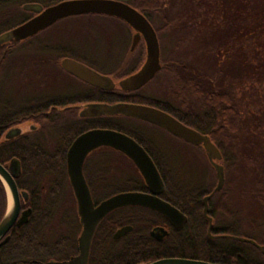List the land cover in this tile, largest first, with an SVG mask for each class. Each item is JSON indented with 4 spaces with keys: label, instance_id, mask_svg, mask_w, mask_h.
Returning <instances> with one entry per match:
<instances>
[{
    "label": "flooded vegetation",
    "instance_id": "af4514ba",
    "mask_svg": "<svg viewBox=\"0 0 264 264\" xmlns=\"http://www.w3.org/2000/svg\"><path fill=\"white\" fill-rule=\"evenodd\" d=\"M60 1L63 0H0V152L5 150L12 152L5 160H0V163L16 180L22 201L20 213L31 208V216L33 214V208L29 202L32 190L31 170L42 167L62 169V175L55 176L54 180L48 179V177L52 178V174L46 175L41 180L40 194L37 196L40 199L56 198L71 201L70 209L59 212V214H62V217L72 216L74 224L72 226L58 225L55 228H21L23 225L18 226L15 223L0 237V264L64 262L102 264L105 258L100 255L94 256V248L107 250L113 245L121 250L135 248L139 251L142 249L141 240L145 237V233L156 242H163L167 238L175 239L179 234L185 236L197 247L199 246L197 245L198 235L218 244L224 239L243 242L231 238L229 235L233 234L222 231V228H216L218 221L210 209L209 215L213 217L212 228H209V220L204 215V211L203 215L208 223L206 228H185L190 221V216L179 207L186 216L182 228L175 227L166 216L147 207L144 208L149 209L151 214L156 213L157 215L154 214L156 223L145 233L144 228H134L131 224H124L117 228H99L112 212L132 207L125 206L115 209L101 220L91 240L88 260L86 263L83 262L80 245L84 228L79 214L78 199L68 171L69 151L81 135L94 129H112L135 140L155 162L164 181V188L157 193V196L168 202L170 200L165 197L167 183L160 167L178 170L194 168L206 163L208 155L202 143L184 139L156 123L126 114L101 112L99 107L94 106L118 103L148 105L163 110L196 129L164 108V97L144 92L146 86L158 82L159 72L139 89L125 90L121 87V80L141 69L147 56L144 38L141 37L134 45L136 30L124 19L103 13H86L114 18L127 27L130 33L127 50L130 53L129 62L133 66L129 72L124 74L120 73L119 69H111L110 62L102 57L100 49L92 48L88 51H81L80 42L72 38H64L63 34L49 31L70 16L61 18L34 34L17 36L14 33L17 27ZM67 59L83 63L103 76L109 77L114 85L108 81L102 85H95L82 79L64 66V61ZM117 62L121 63L122 59H118ZM114 67L116 68L117 65ZM124 97L134 100H124ZM112 122L122 125L121 127L127 130L112 127ZM32 153L36 156L33 157ZM13 163L18 166L17 175L14 169H11ZM209 164L216 175L213 166ZM24 166L28 168L27 173L24 172ZM129 167L136 168L140 173L131 157L110 145H100L86 155L83 162V174L95 205L113 195L125 192L119 190V187L126 181ZM140 175L145 189L131 191L151 192L141 173ZM0 182L7 193L1 177ZM203 183L200 181L194 184L202 187L205 186ZM215 187L216 185L204 198ZM150 217L151 215H148V218ZM126 225L132 228L124 235L115 237L116 232ZM155 227H164L167 231L162 239H158L153 234ZM253 246L261 250L258 246Z\"/></svg>",
    "mask_w": 264,
    "mask_h": 264
},
{
    "label": "trees",
    "instance_id": "16d2710c",
    "mask_svg": "<svg viewBox=\"0 0 264 264\" xmlns=\"http://www.w3.org/2000/svg\"><path fill=\"white\" fill-rule=\"evenodd\" d=\"M121 1L144 13L156 28L160 40L171 32L174 49L179 50L192 42L191 45L200 51L194 63L182 60L180 54L170 55L165 60L162 54V67L157 77L159 83L165 86L163 107L208 134L222 151L225 185L209 200L210 212L218 221L216 228L254 239L264 247V0ZM124 100L134 99L124 97ZM253 103L254 109L251 108ZM111 125L123 127L113 122ZM11 154L9 150L0 152V160ZM32 156L36 154L32 153ZM230 167L236 169L237 176L242 171L246 172L245 186L241 182L240 193H251L254 210L260 213V217L251 222L254 230L248 232H243L240 220L226 201L227 193L237 187L229 175ZM130 169L135 173L128 170L126 181L119 184V190L145 189L138 170ZM160 170L167 183L165 197L190 216L185 228H206L208 223L203 215V198L212 187H199L185 181L178 169L160 167ZM62 171L48 167L31 170L29 202L33 214L21 228H55L74 224L72 216L62 217L59 214L70 209L71 201L40 199L37 196L41 180L52 174V178L48 177L52 181L55 176L62 175ZM24 172H28L25 166ZM250 180L254 182L252 190L247 189ZM20 184L22 186V182ZM7 199L6 190L0 182V221L7 209ZM154 214L144 207L119 209L112 212L99 228L131 224L134 228H144L145 233L156 223ZM148 215L151 217L148 218ZM146 234L139 251L135 248L121 250L112 245L107 250L94 248L93 255L105 258L104 264H147L164 257L222 264H264V252L249 243L224 239L218 244L198 235L197 247L179 234L175 239L167 238L163 242H156Z\"/></svg>",
    "mask_w": 264,
    "mask_h": 264
},
{
    "label": "water",
    "instance_id": "95a60500",
    "mask_svg": "<svg viewBox=\"0 0 264 264\" xmlns=\"http://www.w3.org/2000/svg\"><path fill=\"white\" fill-rule=\"evenodd\" d=\"M86 13H103L114 15L124 19L135 30L134 45L141 37L144 38L147 48L146 61L137 72L121 80V87L125 90H135L141 88L150 81L162 67L161 45L156 29L149 19L127 2L121 0H63L45 9L41 14L20 25L14 30L17 36L34 34L55 21L72 15ZM64 66L76 73L82 79L95 85H102L114 82L87 65L65 60ZM101 112L109 114H126L140 117L156 123L176 135L197 143H202L207 151L208 160L213 166L217 184L214 190L204 199V215L209 220V228L213 226V217L209 215V199L219 192L225 185V167L222 163L223 154L219 147L212 141L209 135L202 134L196 129L184 124L173 115L158 108L132 103H118L113 105H94ZM93 106V107H94ZM100 145H110L124 151L136 163L140 173L147 183L151 192L125 191L103 200L98 205L93 201L91 191L83 174V162L86 155ZM15 174H18V166H11ZM71 183L78 199V209L81 222L84 228L81 237V258L84 263L89 256V248L96 228L103 218L115 209L125 206H143L156 210L166 216L177 228H182L186 221L183 212L172 203L157 196L164 188L163 178L150 155L131 137L112 129H94L81 135L69 151V168ZM0 177L7 188V209L4 217L0 221V237L4 235L15 223L22 226L29 221L32 209L21 211L22 201L19 188L14 176L0 163ZM132 228L130 225L121 227L115 237L124 235ZM167 233L164 227H155L153 234L158 238ZM231 238L243 242H249L258 246L264 251V247L254 239L238 235H229ZM55 264V263H51ZM56 264H72L71 262ZM147 264H218L205 260L184 258V257H164Z\"/></svg>",
    "mask_w": 264,
    "mask_h": 264
},
{
    "label": "rangeland",
    "instance_id": "374dc122",
    "mask_svg": "<svg viewBox=\"0 0 264 264\" xmlns=\"http://www.w3.org/2000/svg\"><path fill=\"white\" fill-rule=\"evenodd\" d=\"M49 31L63 34L62 36L64 38H72L80 42L81 44H79V46L81 51H88L92 48L100 49L102 57L107 58V61L110 62L109 65L112 70L119 69L121 70L120 73L124 74L129 72L133 66L129 62L130 53L127 50L130 42V33L127 27L119 22V20L102 15H75L63 19L55 28ZM173 36L171 32H168V34L166 36L164 35L163 39L160 41L164 59L166 60L168 57H171L170 55L173 56L175 54H180L181 59L186 62H197V59L200 56V51L196 50L194 45H191L192 42L190 45L186 47L183 46L179 50H176L174 49L175 41ZM118 59H122V62H117ZM115 65H117L116 68L114 67ZM163 88L165 89V86H162L158 81L146 86L144 88V92L146 91L150 95H157L162 98ZM251 108L254 109V103L251 104ZM206 161L207 162L203 163L202 166H192L194 168H180V173L185 181L191 183H193V181L194 183L203 181V184H205L206 187H214L216 184L215 177L217 176L210 166V162H208L209 160L207 159ZM233 167H230L231 169L229 168V175L231 174V177H233V185L237 187L232 192L229 191V193H227L226 201L229 207L235 212V217L240 220L243 226V232H248L249 230H254V228H251V222L257 217H260V213L257 212V210H254L251 193L248 195H245L243 192L242 194L240 193L239 186L243 185L241 182L246 181L244 176L246 172L242 171L241 175L237 176L238 173ZM130 168L131 167H129L127 171L129 170L130 173H135V171ZM250 173L252 174V170H250ZM243 186H245V182ZM253 187L254 182L250 180V185L249 187L247 186V189L252 190Z\"/></svg>",
    "mask_w": 264,
    "mask_h": 264
}]
</instances>
